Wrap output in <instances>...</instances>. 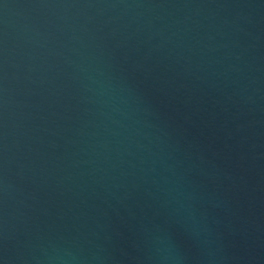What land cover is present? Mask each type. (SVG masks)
<instances>
[{
	"label": "water",
	"instance_id": "1",
	"mask_svg": "<svg viewBox=\"0 0 264 264\" xmlns=\"http://www.w3.org/2000/svg\"><path fill=\"white\" fill-rule=\"evenodd\" d=\"M264 264V0H0V264Z\"/></svg>",
	"mask_w": 264,
	"mask_h": 264
},
{
	"label": "clouds",
	"instance_id": "2",
	"mask_svg": "<svg viewBox=\"0 0 264 264\" xmlns=\"http://www.w3.org/2000/svg\"><path fill=\"white\" fill-rule=\"evenodd\" d=\"M165 254L160 257L162 264H166L169 260H175V250L169 246L164 250ZM78 255L70 248H53L52 253L47 255L48 264H75Z\"/></svg>",
	"mask_w": 264,
	"mask_h": 264
}]
</instances>
